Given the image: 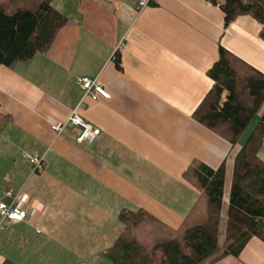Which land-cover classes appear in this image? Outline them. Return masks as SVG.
I'll return each instance as SVG.
<instances>
[{
  "label": "crops",
  "instance_id": "1",
  "mask_svg": "<svg viewBox=\"0 0 264 264\" xmlns=\"http://www.w3.org/2000/svg\"><path fill=\"white\" fill-rule=\"evenodd\" d=\"M139 1L53 0L68 22L50 49L0 66V112L9 117L0 134V201L10 203L4 191L12 189L28 209L22 221H0V264H111L104 250L123 230L124 208L179 227L199 196L183 174L192 159L226 162L228 203L245 141L233 145L194 111L213 85L208 71L220 44L264 73L262 25L244 15L226 27L210 0H151L141 11ZM118 45L121 68L112 57ZM84 76L111 94L79 109L101 129L91 143L77 142L79 126L51 128L80 105ZM215 264H264V241L252 237L239 256Z\"/></svg>",
  "mask_w": 264,
  "mask_h": 264
},
{
  "label": "trees",
  "instance_id": "2",
  "mask_svg": "<svg viewBox=\"0 0 264 264\" xmlns=\"http://www.w3.org/2000/svg\"><path fill=\"white\" fill-rule=\"evenodd\" d=\"M210 1L225 12L226 27L244 15L255 18L262 25L264 40V0ZM67 22L53 0H0V66L15 67L48 51ZM218 53L208 71L213 85L194 118L236 145L259 116L234 157L228 203L226 162L215 168L192 159L183 174L199 196L181 225L172 227L144 208L122 209L123 230L104 250L111 264H215L228 255L239 256L252 237L264 241V73L222 44ZM117 64L121 68L119 56ZM8 119L0 112V131ZM3 264L18 263L5 260Z\"/></svg>",
  "mask_w": 264,
  "mask_h": 264
},
{
  "label": "built area",
  "instance_id": "3",
  "mask_svg": "<svg viewBox=\"0 0 264 264\" xmlns=\"http://www.w3.org/2000/svg\"><path fill=\"white\" fill-rule=\"evenodd\" d=\"M151 0H140L138 9L141 11L144 9ZM122 49L121 45H118L113 53V58L117 59V56ZM80 84L84 91V97L81 101L80 105L72 111L71 115L68 118L62 121L53 122L51 124V128L56 133H61L65 128L70 126H79L81 127V133L77 137V142L79 143H91L93 142L97 136H99L101 129L97 126L92 125L90 122L86 121L79 113V109L83 106V102L86 98L91 99H99L110 98L111 94L107 91V89L100 84L97 79L84 76L80 78ZM1 134V131H0ZM27 158L29 161L35 166L36 169H40L43 167V159L37 156H32L27 153ZM5 196L12 197V201L10 203L0 201V221H13L19 222L26 218L28 209L23 206V197L19 193L14 195L12 189H6L4 191Z\"/></svg>",
  "mask_w": 264,
  "mask_h": 264
},
{
  "label": "rangeland",
  "instance_id": "4",
  "mask_svg": "<svg viewBox=\"0 0 264 264\" xmlns=\"http://www.w3.org/2000/svg\"><path fill=\"white\" fill-rule=\"evenodd\" d=\"M258 117L259 116H256V118H254L253 121L249 124L248 128L245 130V132H244V134H243V136L241 138L242 141H245L246 138L249 136L251 130L253 129V127L255 126V124H256V122L258 120ZM261 152H262V157L264 158V147L262 148ZM226 193H228V192H226ZM226 205L224 206V211H222L223 212L222 213V230H221L222 231V235H221V238H220L221 239L220 244H221L222 248L224 246V231H223V227L225 226L226 213H227V206Z\"/></svg>",
  "mask_w": 264,
  "mask_h": 264
}]
</instances>
